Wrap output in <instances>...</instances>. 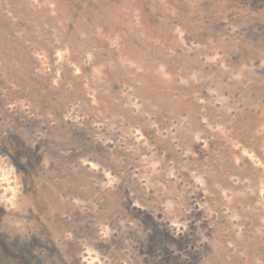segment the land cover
<instances>
[{"label":"rangeland","instance_id":"obj_1","mask_svg":"<svg viewBox=\"0 0 264 264\" xmlns=\"http://www.w3.org/2000/svg\"><path fill=\"white\" fill-rule=\"evenodd\" d=\"M1 1L51 47L0 58V264H264V0Z\"/></svg>","mask_w":264,"mask_h":264},{"label":"trees","instance_id":"obj_2","mask_svg":"<svg viewBox=\"0 0 264 264\" xmlns=\"http://www.w3.org/2000/svg\"><path fill=\"white\" fill-rule=\"evenodd\" d=\"M123 0H57L54 11L57 12L59 16L63 15L69 17L68 20L63 18L62 23L64 24V29L71 31L72 29H79L76 25L84 24L85 26H93L94 29H102L103 31H108L111 28L116 29V24L110 20H95L94 13L105 12V8H112L111 3L108 2H120ZM145 2H152V0H141ZM20 5L17 4V7ZM21 7H25L21 5ZM28 7V6H27ZM106 13V12H105ZM108 13V12H107ZM24 14H26L24 12ZM95 20V21H94ZM30 17L25 15L17 16L14 12V8H10L8 2L0 3V58H7L10 56L12 60L16 63H20L22 59V54L27 52V49L32 50L36 48L39 50L50 49L51 46L39 43V45H29L27 44L28 37L35 36L37 34L38 28L34 24ZM39 38V37H36ZM38 42V40H36ZM10 51V52H9ZM34 54H30L29 62H34L38 58H32ZM35 57V56H34ZM35 73V72H34ZM37 76V74L35 73ZM60 90L57 86H49L48 91L40 93L41 97L45 100H49L50 103L57 101V98H52L53 92ZM52 98V99H51ZM57 103L55 102V104Z\"/></svg>","mask_w":264,"mask_h":264},{"label":"clouds","instance_id":"obj_3","mask_svg":"<svg viewBox=\"0 0 264 264\" xmlns=\"http://www.w3.org/2000/svg\"><path fill=\"white\" fill-rule=\"evenodd\" d=\"M0 187L4 188V193L0 196V202L15 208L21 191L19 177L16 168L11 164L4 166L2 160H0Z\"/></svg>","mask_w":264,"mask_h":264}]
</instances>
